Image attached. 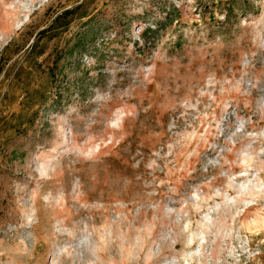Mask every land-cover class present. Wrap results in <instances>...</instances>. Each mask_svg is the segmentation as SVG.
Wrapping results in <instances>:
<instances>
[{
	"label": "rangeland",
	"instance_id": "374dc122",
	"mask_svg": "<svg viewBox=\"0 0 264 264\" xmlns=\"http://www.w3.org/2000/svg\"><path fill=\"white\" fill-rule=\"evenodd\" d=\"M5 3L17 9L0 6V214L18 223L33 194L40 224L30 264H48L52 218L71 219L55 208L71 188L69 170L51 183L32 170L71 139L73 116L88 107L71 99L92 83L85 54L96 58L100 83L109 60L156 69L134 92L140 115L121 145L71 169L85 199L104 205L91 213L98 264H264V31L257 40L241 26L264 0ZM68 103L77 112L61 118ZM238 118L245 127L229 140Z\"/></svg>",
	"mask_w": 264,
	"mask_h": 264
},
{
	"label": "clouds",
	"instance_id": "9594fccd",
	"mask_svg": "<svg viewBox=\"0 0 264 264\" xmlns=\"http://www.w3.org/2000/svg\"><path fill=\"white\" fill-rule=\"evenodd\" d=\"M0 6L10 12L17 9L15 3H5V0H0ZM241 26L251 29L255 33V38L259 40L264 31V5L260 7L259 15L242 20ZM96 46L100 47L99 41ZM83 63L90 70L92 83L87 85L86 93L83 95L79 89H74L75 95L71 99L83 100L84 105L88 107L81 108L80 113L73 116V127L68 131L71 139H62L60 145L51 148L52 154L41 160L32 170L34 179L39 183H51L59 169L69 170L71 188L67 194L63 191L59 193L55 199V208L61 212L70 210L71 219L68 216L52 218L49 225L51 252L48 264H98L99 244L96 239L98 232L94 227V217L91 213L99 211L104 205L98 204L95 199L91 201L85 199L84 182L80 175L72 172L71 169L79 168L81 165L89 166L103 158L106 152L121 145L127 135L128 122L137 119L140 115L136 106L131 103L134 92L149 83L156 75L153 64L135 65L109 60L102 69L105 79L100 83L98 77L101 73L95 70L96 58L85 54ZM244 66L247 68L248 64L245 63ZM149 69L151 76L148 75ZM125 81L129 83L125 85ZM65 108L70 111L65 112ZM76 112L77 108L68 103L58 114L63 118ZM260 113L264 115V107H261ZM85 116L87 122L77 128L78 122L84 121ZM97 124L100 125L99 135L93 131ZM228 127L232 128L231 125ZM244 127V122L238 118L234 131H231L228 139L231 140L233 136L242 133ZM248 147L250 148L251 145ZM261 152H264V149H261ZM15 195L14 190L13 196ZM31 200L33 203L29 205L28 210L21 211L18 223L8 221L5 215L0 214V264H30L35 259L36 249L39 246L35 229L40 224V215L36 211L33 194ZM40 200L44 205H50L51 192L44 194ZM228 202L231 203L232 200ZM16 203L18 205L20 203L18 198ZM168 211L171 212L172 209L169 208ZM3 212V207H0V213ZM204 219L207 224L212 223L210 216L205 215ZM205 242L204 236L201 235L200 244L203 245ZM171 264H175V261Z\"/></svg>",
	"mask_w": 264,
	"mask_h": 264
}]
</instances>
